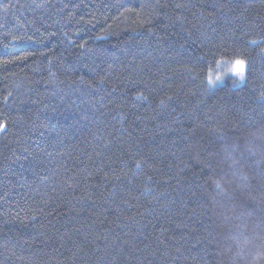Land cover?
Wrapping results in <instances>:
<instances>
[{
    "label": "trees",
    "instance_id": "1",
    "mask_svg": "<svg viewBox=\"0 0 264 264\" xmlns=\"http://www.w3.org/2000/svg\"><path fill=\"white\" fill-rule=\"evenodd\" d=\"M0 124V264H264V0H0Z\"/></svg>",
    "mask_w": 264,
    "mask_h": 264
},
{
    "label": "snow or ice",
    "instance_id": "2",
    "mask_svg": "<svg viewBox=\"0 0 264 264\" xmlns=\"http://www.w3.org/2000/svg\"><path fill=\"white\" fill-rule=\"evenodd\" d=\"M177 7H181V5H177ZM246 67H247V62L243 59L238 58L233 61L231 71H233L237 76H239L240 79H244ZM217 79H219V77ZM4 130H6V126L0 124V131H4ZM137 166L139 167V165Z\"/></svg>",
    "mask_w": 264,
    "mask_h": 264
},
{
    "label": "bare ground",
    "instance_id": "3",
    "mask_svg": "<svg viewBox=\"0 0 264 264\" xmlns=\"http://www.w3.org/2000/svg\"><path fill=\"white\" fill-rule=\"evenodd\" d=\"M210 86H211V84H213V83H208Z\"/></svg>",
    "mask_w": 264,
    "mask_h": 264
}]
</instances>
